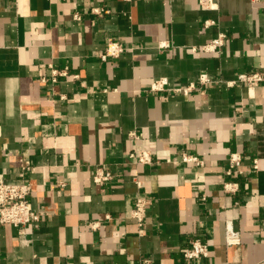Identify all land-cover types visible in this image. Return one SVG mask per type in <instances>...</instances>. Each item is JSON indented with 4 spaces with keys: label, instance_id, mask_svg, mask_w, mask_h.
I'll return each instance as SVG.
<instances>
[{
    "label": "crops",
    "instance_id": "1",
    "mask_svg": "<svg viewBox=\"0 0 264 264\" xmlns=\"http://www.w3.org/2000/svg\"><path fill=\"white\" fill-rule=\"evenodd\" d=\"M206 18L217 25L204 28ZM220 32V53L193 51ZM111 37L126 50L103 60ZM50 64L69 76L53 82ZM261 69L264 0H219L217 10L199 0H0V178L30 181L41 212L24 231L0 228V264H264V83L229 85ZM204 73L213 82L189 95L150 91L155 79L180 86ZM234 152L244 172L225 175ZM98 166L114 173L109 184L93 180ZM225 180L239 190L225 192ZM140 194L150 200L143 235L131 215ZM227 220L239 246L226 245ZM197 237L210 255L186 260Z\"/></svg>",
    "mask_w": 264,
    "mask_h": 264
},
{
    "label": "built area",
    "instance_id": "2",
    "mask_svg": "<svg viewBox=\"0 0 264 264\" xmlns=\"http://www.w3.org/2000/svg\"><path fill=\"white\" fill-rule=\"evenodd\" d=\"M199 7L202 10H217L219 9V0H199ZM94 14L102 16L108 13L109 10L103 7H95L92 9ZM74 18L77 20L81 19L82 16L79 12L74 13ZM217 25V21L212 18H206L203 20V27L209 28ZM228 35L226 33L220 32L215 37L210 39L208 42L200 45L199 47H192L193 51H201L204 53H220L226 45ZM160 47H169L167 43H160ZM126 48L124 44L111 37L108 39L107 46L105 50L100 54L101 59L107 60L109 58H115L121 56L125 52ZM52 71L51 80L57 82L60 77L69 76V68H55L53 65H49ZM46 81V78H43ZM213 80L208 77L206 73L200 76L198 82H190L188 84L180 86H171L167 78L155 79L150 86V91L152 92H167L171 91L174 93H184L189 95L198 88H201L205 83H211ZM237 83L245 84L249 87H255L264 83V69L254 70L240 73L236 79L231 81L229 85H234ZM130 135L136 139L140 138V134L133 131ZM130 156L142 164H153V156L151 151L147 149H135L130 153ZM181 159L184 163H191L197 166H204L205 162L202 158L197 155L183 152L181 154ZM256 167V166H255ZM27 170L33 171L31 165L26 166ZM242 169V157L239 153H231L229 157V162L225 168V175H234V173H243ZM115 175L114 173L105 166H98L93 172V180L100 184H109ZM138 188H142L144 183L139 177H134ZM63 185V184H59ZM223 189L225 192L235 193L239 190V182L233 180H225L223 182ZM33 186L30 181L22 182H9L4 178H0V228L4 225H12L13 227L24 231L25 227L31 222L39 220L41 217V212L35 209L31 201ZM205 199V197H203ZM150 200L143 197L141 194L137 196L134 207L132 209V218L136 221L138 225V233L143 235L145 232L147 209ZM107 219H112L111 215L106 216ZM100 226L99 221H93L91 227L97 228ZM226 245L239 246L242 243V234L234 226L232 220L226 221ZM210 255V248L206 241L197 237L190 240L188 247L183 252V257L186 260H195L207 258Z\"/></svg>",
    "mask_w": 264,
    "mask_h": 264
}]
</instances>
